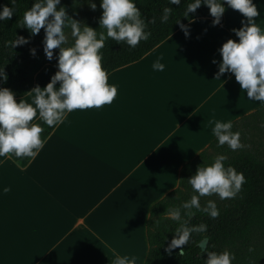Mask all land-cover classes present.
Returning a JSON list of instances; mask_svg holds the SVG:
<instances>
[{
  "label": "crops",
  "instance_id": "obj_1",
  "mask_svg": "<svg viewBox=\"0 0 264 264\" xmlns=\"http://www.w3.org/2000/svg\"><path fill=\"white\" fill-rule=\"evenodd\" d=\"M253 2L264 27V0ZM225 7L219 24L193 18L183 24L188 35L180 26L108 72V83L118 86L113 102L67 113L27 165L0 157V264H112L117 255L144 263L150 207L215 137V120L264 106L247 97L233 73L216 78L218 49L229 38L238 41L232 29L246 21ZM158 58L163 71L152 67ZM58 70L45 63L17 102L31 103L34 87Z\"/></svg>",
  "mask_w": 264,
  "mask_h": 264
},
{
  "label": "clouds",
  "instance_id": "obj_2",
  "mask_svg": "<svg viewBox=\"0 0 264 264\" xmlns=\"http://www.w3.org/2000/svg\"><path fill=\"white\" fill-rule=\"evenodd\" d=\"M170 4L181 3V0H169ZM12 5L16 0H10ZM92 9L96 4L89 0ZM209 7L210 14L214 17L213 25L219 24L223 13L227 10L222 0H192L188 4L185 15L195 12L201 4ZM227 6L239 10L246 18L241 21L242 27L234 28L239 40L229 38L218 49L222 60L218 63L216 78L225 72L235 75L236 81L242 90L247 93L250 100L264 103V27L255 20L260 16V10L253 0H226ZM60 0H35L33 5L24 12L23 27H26L35 35L41 28L44 29V52L47 59L53 58V49L58 48V71L51 77L46 86H35L30 93H34L31 103L24 99L14 98L15 93L7 87H0V157L14 153L16 157H36L43 148L47 137L42 138L45 131L39 123H33L37 116L48 126L63 123L67 113L73 110L100 108L105 104H111L117 95V85L108 83L107 70L102 66L103 53L100 51L105 41L111 38L117 43H126L135 47L141 40H147L151 32L146 31L147 24L141 17L140 10L135 0H100L103 9L99 19L100 28L96 29L83 24L68 16ZM171 8L164 9L162 21H167ZM14 15V8L9 5L0 10V20H10ZM71 29L73 38L71 46L65 47L69 41L66 29ZM182 30L188 35L185 25ZM27 43L24 37H19L13 42L17 44ZM35 49L31 52L35 54ZM158 58L152 65L156 70L163 71L165 65ZM213 63H217L213 59ZM0 76L7 79L4 69ZM59 82V87H57ZM231 120H215L212 129L217 138L218 145L225 143L232 150L243 148L240 131H232ZM227 159L224 154L215 157L213 163L198 166L195 174L188 183L195 193L190 200L183 201L180 206L170 209L169 215L179 221L168 249L177 248L188 243L193 232H206L207 225H188L184 217L195 215L193 209L207 213L215 218L219 215V209L214 200H208L202 207L200 197L218 194L220 199L234 198L245 183V176L233 166L227 167L223 163ZM10 191L8 186L3 187V192ZM183 210V215H182ZM183 252V247H180ZM205 264H232L235 254L228 250L223 252L208 251ZM112 264H137L136 257L115 256Z\"/></svg>",
  "mask_w": 264,
  "mask_h": 264
},
{
  "label": "trees",
  "instance_id": "obj_3",
  "mask_svg": "<svg viewBox=\"0 0 264 264\" xmlns=\"http://www.w3.org/2000/svg\"><path fill=\"white\" fill-rule=\"evenodd\" d=\"M226 0H222L225 4ZM35 0H16L12 5L10 0H0V10L9 5L14 8V15L10 20H0V71L4 69L7 76L5 80L0 76V87H7L15 93V97L25 95L33 86L35 73L45 64L51 63L56 68L58 64L59 49H53V58L47 59L44 52V29L33 35L30 30L23 27L24 12L28 10ZM96 4L92 9L89 0H60L69 17L90 26L97 31L100 28L99 19L103 9L100 0H91ZM192 0H181L179 5L170 4L169 0H135L140 10L141 17L147 24L146 31L151 35L147 40H141L135 47L126 43H117L109 38L100 50L103 53L102 66L111 70L141 58L145 53L167 38L177 30L181 24L196 17L214 18L209 7L201 4L195 12L186 9ZM171 8L167 21H162L164 9ZM223 21V15L220 22ZM69 34L68 44L71 46L73 38L71 29H66ZM19 37H24L27 43L12 46ZM35 49V54L31 49ZM14 97V98H15ZM232 131H240L243 148L232 150L225 143L220 146L214 137L207 146L200 150L192 159L184 162L179 169L178 184L155 201L149 210L146 220V237L148 250L143 264H205L207 252L202 250L197 243L205 236L208 237V251L223 252L228 250L235 254L232 264H264V106L255 109L235 120ZM33 123L41 124L45 131L41 137H47L54 126H48L37 117ZM224 154L227 159L225 166H233L242 172L246 178L240 192L234 198L220 199L218 194L200 197L203 207L208 200H214L219 209L215 218L207 213L193 209L195 215L184 217L188 225H207L206 232H193L187 244L168 249L179 221L173 220L169 210L181 205L183 201L190 200L194 192L188 179L195 174L198 166L213 163L215 157ZM17 164L25 166L32 157H16L14 153L8 154ZM183 215V210H182ZM183 247V252L180 251Z\"/></svg>",
  "mask_w": 264,
  "mask_h": 264
},
{
  "label": "water",
  "instance_id": "obj_4",
  "mask_svg": "<svg viewBox=\"0 0 264 264\" xmlns=\"http://www.w3.org/2000/svg\"><path fill=\"white\" fill-rule=\"evenodd\" d=\"M207 242H208V237L205 236V237H203V238L197 243V245H198L202 250H204V249L206 248V246H207Z\"/></svg>",
  "mask_w": 264,
  "mask_h": 264
}]
</instances>
